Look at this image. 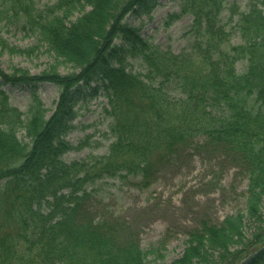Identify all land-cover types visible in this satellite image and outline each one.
Masks as SVG:
<instances>
[{
	"label": "trees",
	"instance_id": "obj_1",
	"mask_svg": "<svg viewBox=\"0 0 264 264\" xmlns=\"http://www.w3.org/2000/svg\"><path fill=\"white\" fill-rule=\"evenodd\" d=\"M146 2L55 0L38 10L32 0L2 1L0 22L23 18V28L74 71L63 75L57 64L38 75L0 68L5 82H49L60 91L55 108L33 92L24 112L0 90V264H152L136 237L90 215L88 188L106 178L147 181L195 140L198 149L220 151L242 166L247 201L219 224L204 222L170 264H256V256L242 261L264 246V0H249L244 11L226 0H182L170 22L192 15L186 35L193 44L180 53L149 43L124 23ZM225 9L230 22L237 17L234 31L221 24ZM234 32L241 42L229 45ZM0 49L22 53L1 31ZM124 51L145 72L128 70ZM91 81L104 87L113 140L107 154L68 163L63 155L87 143L66 139L75 128L71 91ZM170 86L179 98L169 96ZM249 223L256 228L252 239L245 236Z\"/></svg>",
	"mask_w": 264,
	"mask_h": 264
},
{
	"label": "rangeland",
	"instance_id": "obj_2",
	"mask_svg": "<svg viewBox=\"0 0 264 264\" xmlns=\"http://www.w3.org/2000/svg\"><path fill=\"white\" fill-rule=\"evenodd\" d=\"M3 0H0V7ZM35 9L41 10L55 0H32ZM236 3L244 11L249 0H226L225 4ZM145 5L136 7L124 19V23L139 29L141 36L149 43L174 53L189 50L193 36L186 35L192 24L193 16L184 14L170 22L172 14L182 11V0H147ZM78 15L76 14V17ZM221 24L227 30L234 31L236 24L229 21V9L220 16ZM24 19H14L10 24L0 22V31L10 47L19 53L1 52L0 68L8 74L22 69L31 75H38L53 64H57L63 75L74 71L73 66L57 63L55 56L46 45L39 42L38 36L23 28ZM229 45L241 42L237 32L229 37ZM122 42L121 40L115 43ZM228 46V45H226ZM29 50V53H24ZM128 70L145 72V65L129 52H123ZM246 63L237 64V70L243 72ZM100 82L80 84L71 91L74 117L71 122L75 128L67 133L66 139L77 145L87 141L80 150H71L63 155L66 162L86 160L91 156H103L108 153L113 140L106 115L107 99ZM98 88V89H97ZM0 89L10 96V102L26 112L31 94L37 92L47 107L55 108L59 99V88L49 82H40L36 87L3 83L0 77ZM169 96L177 99L178 90L169 87ZM20 137L27 141L24 132ZM202 143V140H198ZM193 145L181 153L166 158L153 169L149 180L130 176L126 180L106 178L89 186L91 197L87 201L88 210L96 220H105L108 224L118 225L122 234L136 237L143 250L150 251L148 260L152 264H170L183 254L190 235L201 230L204 222L219 224L227 216L245 209L247 201L248 175L242 166L232 161L220 151L198 149ZM255 224L245 228L247 239L253 238ZM256 242V240H254ZM255 245V244H254ZM252 247H256L252 246ZM249 252L253 248H248ZM247 249V250H248ZM264 246L251 253L242 263L256 256V264L264 261ZM245 255V254H243Z\"/></svg>",
	"mask_w": 264,
	"mask_h": 264
}]
</instances>
